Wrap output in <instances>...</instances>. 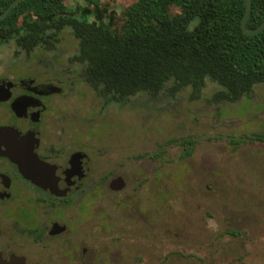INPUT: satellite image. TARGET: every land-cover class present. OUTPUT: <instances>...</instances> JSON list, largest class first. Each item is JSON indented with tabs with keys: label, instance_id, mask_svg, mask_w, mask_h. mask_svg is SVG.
I'll use <instances>...</instances> for the list:
<instances>
[{
	"label": "rangeland",
	"instance_id": "obj_1",
	"mask_svg": "<svg viewBox=\"0 0 264 264\" xmlns=\"http://www.w3.org/2000/svg\"><path fill=\"white\" fill-rule=\"evenodd\" d=\"M134 2L110 0L109 8L120 15ZM77 50L71 29L55 51L27 56L11 41L0 47V73L17 64L66 77ZM86 84V96L82 87L71 90L59 108L65 126L80 132L74 140L90 147L92 202L88 234L79 237L87 254L31 263L264 264V142L234 144L264 132V85L236 103L213 101L220 86L208 80L196 99L189 87L172 94L169 83L157 95L108 104ZM184 140L193 141L189 157H182ZM117 176L126 186L114 192Z\"/></svg>",
	"mask_w": 264,
	"mask_h": 264
},
{
	"label": "trees",
	"instance_id": "obj_2",
	"mask_svg": "<svg viewBox=\"0 0 264 264\" xmlns=\"http://www.w3.org/2000/svg\"><path fill=\"white\" fill-rule=\"evenodd\" d=\"M13 1L0 0V14ZM109 1L69 7L65 0H24L0 20V47L13 41L27 55L54 50L71 29L78 40L73 60L108 104L157 95L169 83L172 94L189 87L196 99L208 80L220 86L213 101L236 103L264 85V30L247 35L241 27L247 0H136L120 15ZM263 21L264 0H253L246 26ZM248 140L264 142V132L234 144ZM183 145L182 157L191 156L193 141Z\"/></svg>",
	"mask_w": 264,
	"mask_h": 264
},
{
	"label": "flooded vegetation",
	"instance_id": "obj_3",
	"mask_svg": "<svg viewBox=\"0 0 264 264\" xmlns=\"http://www.w3.org/2000/svg\"><path fill=\"white\" fill-rule=\"evenodd\" d=\"M74 55L66 77L57 71L42 77L17 64L0 73V129L16 131L23 150L31 148L36 161L56 167L59 187L53 191L33 182L0 151V253L7 260L19 256L27 264H40L31 261L54 253L73 261L87 254L82 236L88 234L84 222L90 217L93 192L90 147L74 140L81 139L80 132L73 125L65 126L59 108L61 98L71 90L82 87L85 96L89 92L81 75L83 65L73 60ZM67 133L73 137L69 142ZM0 146L3 152V142ZM31 170L38 171V166Z\"/></svg>",
	"mask_w": 264,
	"mask_h": 264
},
{
	"label": "water",
	"instance_id": "obj_4",
	"mask_svg": "<svg viewBox=\"0 0 264 264\" xmlns=\"http://www.w3.org/2000/svg\"><path fill=\"white\" fill-rule=\"evenodd\" d=\"M24 0H14L7 9L0 14V20L5 19L10 11L20 2ZM253 8V0H247L246 11L242 19L241 27L245 34L247 35H257L264 30V21L258 27L254 29L247 28L246 22L251 14ZM0 142H3L5 150L2 152V147L0 146V151L4 155L11 158L20 168V170L33 182L43 186L44 188H49L53 191H57L58 178L56 177L55 171L56 167L51 166L47 163L36 161V155L33 153L31 148L23 150V142L20 139L18 133L13 131L11 128L0 129ZM73 163V162H72ZM38 166V171L31 170V166ZM126 186V181L122 176L115 177L109 184V187L113 191H120ZM58 195H63L65 192H53ZM0 264H27L23 257L12 256L9 260L5 259L0 253Z\"/></svg>",
	"mask_w": 264,
	"mask_h": 264
}]
</instances>
